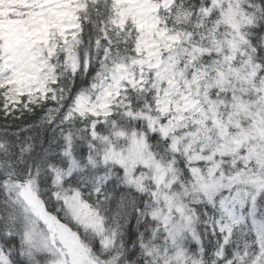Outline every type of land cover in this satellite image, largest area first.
I'll return each mask as SVG.
<instances>
[{"label":"snow or ice","instance_id":"1","mask_svg":"<svg viewBox=\"0 0 264 264\" xmlns=\"http://www.w3.org/2000/svg\"><path fill=\"white\" fill-rule=\"evenodd\" d=\"M0 264H264V0H0Z\"/></svg>","mask_w":264,"mask_h":264}]
</instances>
